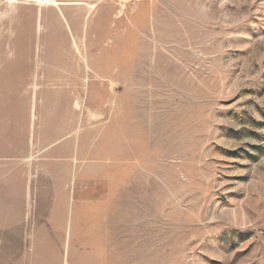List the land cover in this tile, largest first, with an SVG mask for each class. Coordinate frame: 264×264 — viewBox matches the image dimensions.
Segmentation results:
<instances>
[{
	"label": "rangeland",
	"instance_id": "374dc122",
	"mask_svg": "<svg viewBox=\"0 0 264 264\" xmlns=\"http://www.w3.org/2000/svg\"><path fill=\"white\" fill-rule=\"evenodd\" d=\"M26 83L84 137L74 264H264V0H0Z\"/></svg>",
	"mask_w": 264,
	"mask_h": 264
},
{
	"label": "crops",
	"instance_id": "0c3cea01",
	"mask_svg": "<svg viewBox=\"0 0 264 264\" xmlns=\"http://www.w3.org/2000/svg\"><path fill=\"white\" fill-rule=\"evenodd\" d=\"M83 141L70 135L67 84L0 91V250H8L0 264H74ZM53 249L57 255L46 256Z\"/></svg>",
	"mask_w": 264,
	"mask_h": 264
}]
</instances>
